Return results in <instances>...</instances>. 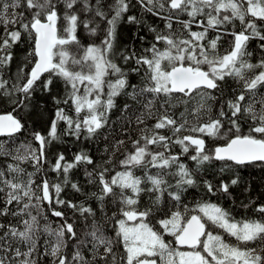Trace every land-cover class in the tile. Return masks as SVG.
Masks as SVG:
<instances>
[{
	"label": "snow or ice",
	"instance_id": "obj_1",
	"mask_svg": "<svg viewBox=\"0 0 264 264\" xmlns=\"http://www.w3.org/2000/svg\"><path fill=\"white\" fill-rule=\"evenodd\" d=\"M130 3L0 0L4 28L0 96L10 99L15 112L27 107L41 85L50 90L53 77H58L66 95L55 102L68 105L71 101L74 112L69 115L58 107L47 134L32 133L35 145L20 144L12 149L0 142V157L10 161L0 160V264H43L42 257L50 258L49 264H264V204L255 208L259 219L237 220L217 203L202 201L192 208L183 203L188 189L197 185L195 176L214 161L222 162L221 173L264 163V59L252 63L248 51L250 40L264 41V0H137L146 12L164 21V30L148 29L154 33V42L140 55L134 48L120 53L125 65H135L125 71L112 57L117 26ZM84 13H92V19H82ZM183 15L188 19H180ZM96 18L107 24L103 39L83 47L78 27L95 36L99 28ZM127 20L142 23L136 16ZM235 21L241 30L228 32L226 26L235 28ZM174 22L182 30L173 31ZM194 25L201 30L193 31ZM210 30L216 33L213 38H209ZM25 34L32 42L26 56L31 67L27 72L28 64L20 68L17 82L9 87L2 70L12 62L10 49ZM225 34L233 40L230 49L221 53L219 42ZM259 47L264 51V43ZM130 72L140 76L139 83H130ZM46 73L48 77L42 81ZM226 78L239 86L232 90L231 99L223 97L221 84ZM121 94L132 101L122 109L125 123L139 128L137 138L130 141L131 150L115 161L121 170L111 167L125 144L117 140L112 156L100 165L86 151L75 154L72 162L59 153L50 169L63 173V180H49L44 175L46 153L53 141L61 140L58 123L65 124L64 136L93 139L108 126L115 98ZM149 120L154 121L150 126ZM25 127L12 112L0 114V136L13 138ZM161 130H169L171 135H163ZM182 132L189 134L180 135ZM173 144L180 145V153H171ZM184 155L195 162V169L182 162ZM24 164L33 171H27ZM80 164L94 166L85 174L98 187L90 194L98 202L95 209L87 202L60 198L63 186L69 184L70 170ZM37 174L40 183H36ZM239 182L236 176L214 186L204 179L203 186L211 195L229 194L230 187ZM71 187L82 191L76 183ZM142 195L147 196L143 206ZM251 203L254 201L242 207ZM49 211L57 218L55 227L48 219ZM45 234L47 238L41 242ZM166 235L173 240H166Z\"/></svg>",
	"mask_w": 264,
	"mask_h": 264
},
{
	"label": "trees",
	"instance_id": "obj_2",
	"mask_svg": "<svg viewBox=\"0 0 264 264\" xmlns=\"http://www.w3.org/2000/svg\"><path fill=\"white\" fill-rule=\"evenodd\" d=\"M94 4L95 0H91ZM113 0H104L106 5L111 4ZM107 11V6L105 7ZM109 18L112 15V12H108ZM128 16H136L138 20L142 21L139 24L129 23L127 20ZM82 19H92V13H84ZM182 20H187L188 17L183 15L180 17ZM199 19V18H198ZM95 23L99 24L97 34L91 36L83 26L78 27L77 36L80 40L81 46L86 47L90 43L99 44L103 39L104 30L107 28V24L104 21H101L99 18H96ZM235 28L233 25H227V31H236L241 30V25L239 21H235ZM94 26V25H93ZM18 27V25H17ZM150 27H155L157 31L164 30V21L158 17L152 15L151 13L146 12L138 3L137 0H131L129 11L124 15L123 19L117 26V38L114 48L115 54L112 59L117 64L121 65L125 71H129L135 65L133 63L124 64L120 53L125 52V50L130 51L131 49L136 50V54L140 55L142 49L149 47L151 43L154 42V33L149 32ZM9 29H12V26H9ZM182 30V25L179 23H173V31L179 32ZM193 31H200L201 29L197 26H193ZM4 35L3 25H0V36ZM187 35V33H184ZM216 35L215 32L209 31V38H213ZM140 37L144 39L141 40ZM233 40L231 35H222L219 42V50L223 53L225 50L230 49V44ZM264 41L258 39H252L248 42V51L252 53L250 60L252 63H256L260 59H264V51L259 47ZM32 42L27 38L26 34L22 37V41L15 44L10 51L12 52V62L10 65L5 67L2 71L4 78L9 81V87L12 84L16 83V73L25 64H28V59H26L27 53L31 51ZM73 52L77 50L72 49ZM31 64H28V67L24 68V71H29ZM251 75V73H249ZM48 74H44L41 77V80H46ZM114 79V77H110ZM129 80L132 84H137L140 82V76L135 73H129ZM238 85L231 78H226L225 82L221 84L223 89L224 99L233 98V89H238ZM2 91V90H0ZM107 91V89H105ZM264 91V89H261ZM66 95V89L62 79L58 77H53V84L50 86V90L45 91L43 86L38 87L35 92L32 94V97L26 102L27 107L17 108L13 112V105L10 102L8 97L0 96V113L12 112L14 115H17L18 118L22 119V122L25 123L26 127L21 132L16 134L15 137L9 138L7 136H0V142L4 143L5 147H11L15 149L19 147L20 144L32 143L35 145V142L32 140L33 132H40L42 134H47L52 120L55 118V111L58 107L64 108L65 112L69 115H74L72 110L71 101L68 105L63 103L57 104L55 101L57 99L63 100ZM125 103L131 104L132 101L129 97L121 94L115 98V107L111 110L109 114V124L105 129L101 130V134L97 137L85 140L83 137L79 140L71 136H64L63 130L65 128L64 122L58 123V134L61 135L60 141H53L51 146L47 150L48 163L45 165V173L49 180L55 182H62L63 173L57 174L51 171L50 165L55 163L56 157L59 153H63L66 161L72 162L74 155L86 151L89 155L92 156L96 165L104 164L105 161L112 156V149L117 140H124L125 144L121 146L120 151L115 154L113 157V165L111 166L114 170H121L119 167H116L115 161L122 159L121 155L125 150H131V139H136L138 136L139 128L133 123L131 125L125 123L124 117L122 116V109ZM219 101L214 105V111L212 113L213 117L216 116ZM135 107V105H133ZM153 120H149V126L153 124ZM143 127V126H140ZM243 130H247V125L243 126ZM163 135H171L169 130H161ZM188 132H182L180 135H187ZM107 136V139L104 137ZM207 139V138H206ZM211 146V145H210ZM171 147L172 154H178L181 152L180 145L173 144ZM192 154L191 150L190 153ZM0 160L5 162H10L5 157H0ZM182 162L188 164L192 169H195V162H192L188 159L187 155L181 157ZM27 169V171H33L32 167L28 164L22 165ZM108 166V165H105ZM93 165L80 164L77 167L70 170L69 184L64 187V191L61 193L60 198L63 200H70L73 203L87 202L95 209L97 203L90 197V194L98 191V187L95 184H90L88 182V177L86 176V171H93ZM222 167V162L214 161L211 165L202 168L198 175L195 176L197 180V185L189 188L183 197V203L187 204L189 208L194 207L197 203L202 201H209L217 203L218 205L230 210L232 215L237 219H259L260 214L255 212V208L259 204H264V163H254L250 165H245L242 167H233L230 170H226L221 173L220 168ZM155 171L154 169L152 170ZM114 174V172H113ZM137 175H143L142 171H137ZM239 176L240 182L230 187L229 194H222L217 192L215 195L208 194L205 187L203 186V180L207 179L212 181L215 185H219L221 180L224 182H229L232 178ZM36 183H40V175L36 176ZM174 182V181H173ZM78 184L82 191L77 192L72 187L71 184ZM147 201V196L142 195L141 205L143 206ZM249 207L244 208L242 205H249ZM56 210H65L62 206L52 205ZM44 208L48 210L49 206L44 205ZM70 214V213H68ZM99 216V213H98ZM48 219L53 222V227L56 226L57 218L51 216L50 211L48 212ZM78 219V217H77ZM6 222V221H5ZM71 222V221H69ZM44 221L41 220L43 225ZM218 232L223 234V230L218 229ZM47 236H41V242L46 239ZM168 240H173L172 237L168 236ZM227 238V237H226ZM68 251H71V246ZM43 264H49L50 258L42 257Z\"/></svg>",
	"mask_w": 264,
	"mask_h": 264
},
{
	"label": "flooded vegetation",
	"instance_id": "obj_3",
	"mask_svg": "<svg viewBox=\"0 0 264 264\" xmlns=\"http://www.w3.org/2000/svg\"><path fill=\"white\" fill-rule=\"evenodd\" d=\"M217 230H218V229H217ZM217 230H216V231H217ZM165 239L168 240V239H170V238H168V236L166 235V236H165ZM185 250H187V249H185Z\"/></svg>",
	"mask_w": 264,
	"mask_h": 264
},
{
	"label": "water",
	"instance_id": "obj_4",
	"mask_svg": "<svg viewBox=\"0 0 264 264\" xmlns=\"http://www.w3.org/2000/svg\"><path fill=\"white\" fill-rule=\"evenodd\" d=\"M0 114H5V113H0ZM13 114V113H12ZM14 115V114H13Z\"/></svg>",
	"mask_w": 264,
	"mask_h": 264
}]
</instances>
